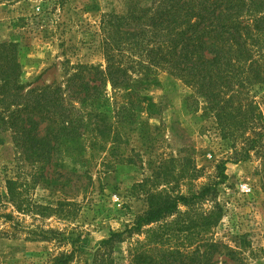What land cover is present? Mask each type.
<instances>
[{
    "label": "rangeland",
    "instance_id": "374dc122",
    "mask_svg": "<svg viewBox=\"0 0 264 264\" xmlns=\"http://www.w3.org/2000/svg\"><path fill=\"white\" fill-rule=\"evenodd\" d=\"M55 2L0 3V42L22 47V80L31 88H64L78 65L105 66L96 43L100 22L110 16L119 31L109 41L120 39L132 57L131 0H66L63 8ZM159 79V89L140 84L146 102L138 108L131 99L133 116L112 114L101 127L103 138L92 147L87 140L80 158L66 154L47 166L33 164L0 130V214L12 216L0 220V264H50L72 251L68 264H93L101 240L125 231L144 213L148 195L191 197L219 180L217 165L223 162L227 178L216 186L215 197L181 206L142 233L124 235L103 248L105 257L97 264H130L147 232L162 229L173 249H199L201 264H264L261 161L252 152L250 159L234 162L243 154L251 99L264 121V67L263 82L213 83L220 96L212 110L192 83L163 72ZM106 90L113 113L123 100ZM148 103L155 105L154 114L145 110ZM7 180L15 182V202L8 199ZM207 214L214 219L209 227L203 225ZM48 231L52 235L39 236Z\"/></svg>",
    "mask_w": 264,
    "mask_h": 264
},
{
    "label": "trees",
    "instance_id": "16d2710c",
    "mask_svg": "<svg viewBox=\"0 0 264 264\" xmlns=\"http://www.w3.org/2000/svg\"><path fill=\"white\" fill-rule=\"evenodd\" d=\"M25 1L0 0V3ZM55 1L61 8L66 4V0ZM110 17L100 22L96 43L105 66L78 65L77 74L66 81L64 88L55 84L31 88L22 80V47L12 41L0 42V130L9 133L14 148L31 163L47 166L66 154L82 157L87 140L92 147L103 138L101 127L105 120L112 114L133 116L131 99L138 108L141 102H146L147 96L139 90L140 84L161 88V72L170 80L192 83L211 110L218 107L220 96L213 91V83L263 82L264 0H131L132 57L124 53L120 39L109 41L113 30L119 31ZM107 86L115 99L123 100L113 113L109 109ZM155 109V105L148 103L145 110L154 114ZM238 110L240 107L234 112ZM245 119L248 134L241 136L243 154L234 162L246 161L254 152L261 161L264 185V146L261 144L264 121L252 99ZM217 121L220 123L221 118ZM220 137L226 139L225 133ZM225 164L217 165L219 180L215 184L202 187L191 197L148 195L144 213L135 217L125 231L101 240L93 264L105 257L103 248L124 235L142 233L149 225L176 214L181 206L190 207L215 197L216 186L227 178ZM14 185L13 180L6 181L11 202H15ZM11 218L9 214H0L3 222ZM213 223L211 215L203 217L204 226ZM159 231L147 232L145 243L136 246L130 264H201L199 249L193 252L173 249L168 246V235L163 229ZM52 233L48 231L39 236ZM73 252L60 254L50 264H68Z\"/></svg>",
    "mask_w": 264,
    "mask_h": 264
}]
</instances>
